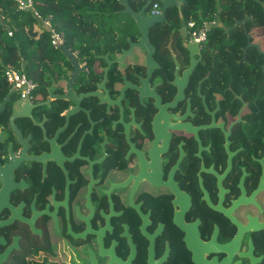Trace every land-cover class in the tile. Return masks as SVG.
I'll list each match as a JSON object with an SVG mask.
<instances>
[{
	"label": "flooded vegetation",
	"instance_id": "af4514ba",
	"mask_svg": "<svg viewBox=\"0 0 264 264\" xmlns=\"http://www.w3.org/2000/svg\"><path fill=\"white\" fill-rule=\"evenodd\" d=\"M246 1L202 43L176 7L143 49L134 22L79 23L25 94L0 88V264H264V0Z\"/></svg>",
	"mask_w": 264,
	"mask_h": 264
},
{
	"label": "trees",
	"instance_id": "16d2710c",
	"mask_svg": "<svg viewBox=\"0 0 264 264\" xmlns=\"http://www.w3.org/2000/svg\"><path fill=\"white\" fill-rule=\"evenodd\" d=\"M145 1L127 0V3L131 9H134L135 4V9L138 10ZM153 2L160 4V0ZM33 3L34 8L43 15L52 17L54 28L67 39L76 36L77 24L82 22H133L130 16L116 13L122 9L116 0H33ZM252 4V0H247L245 9ZM241 6L242 0H183L178 10L185 23L194 21L200 25L204 19L212 20L215 16L222 22H230L239 17ZM167 11L171 13L175 8ZM58 53L60 52L51 48L47 32L38 27L29 12L18 10L11 0H0V88L8 89L3 75L7 69L16 70L31 79V71L38 69L39 64Z\"/></svg>",
	"mask_w": 264,
	"mask_h": 264
},
{
	"label": "built area",
	"instance_id": "2783aa9c",
	"mask_svg": "<svg viewBox=\"0 0 264 264\" xmlns=\"http://www.w3.org/2000/svg\"><path fill=\"white\" fill-rule=\"evenodd\" d=\"M16 4L18 10L29 12L37 22L40 29H44L49 38V42L53 47H57L63 42V34L57 31L52 23V17L50 15H43L40 10L34 8L33 0H11ZM158 2H153L150 6V14H154L158 11ZM213 20L204 19L200 25H197L194 21H189L186 23L187 29V39L189 41H196L202 43L206 36L207 28L213 23ZM10 35V33H9ZM4 77L8 85L12 88L19 89L23 94H25L31 87L30 80L23 74L19 73L13 69H7L4 72Z\"/></svg>",
	"mask_w": 264,
	"mask_h": 264
},
{
	"label": "water",
	"instance_id": "95a60500",
	"mask_svg": "<svg viewBox=\"0 0 264 264\" xmlns=\"http://www.w3.org/2000/svg\"><path fill=\"white\" fill-rule=\"evenodd\" d=\"M116 1L118 5L122 7V10L120 11V13L130 16L133 22L136 24L138 32L142 33V39L140 40L139 43L136 44L141 49H143V45L141 43L143 42L147 28L153 27L154 25L164 22V15H165L166 10L173 8V7L179 8L183 2V0H160L161 6H160L159 14L145 15L144 10L149 5L151 0H147L146 3L141 7L139 12H134L129 7L127 0H116ZM58 51L61 54H67V52L62 48V46L58 47Z\"/></svg>",
	"mask_w": 264,
	"mask_h": 264
}]
</instances>
